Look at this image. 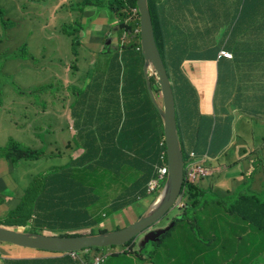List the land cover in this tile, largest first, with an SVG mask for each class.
Segmentation results:
<instances>
[{"label": "rangeland", "instance_id": "obj_1", "mask_svg": "<svg viewBox=\"0 0 264 264\" xmlns=\"http://www.w3.org/2000/svg\"><path fill=\"white\" fill-rule=\"evenodd\" d=\"M79 1L14 0L13 2V0H0V9L2 8L4 17L7 19L5 24L0 19V146L8 144L10 140H17L26 147H39L45 152V155L40 157L41 159H37L38 161L21 160L20 165L16 164L12 172L6 169L8 161L4 158L0 159V169H4L6 175L2 181L0 180V188L2 185L5 186L0 190V197L4 199V203H0V225L2 226H7L3 223H8L2 221L3 216L12 208L19 194L22 193V189L29 184L32 178L36 177L38 181H43L42 174L46 170L66 164L68 159L73 156L72 152L75 150L69 149L66 143L67 140L70 141V134L73 131L71 128L70 132L68 127L70 123L68 99H73L72 109L78 111L79 100L87 94V88L90 85H95L98 81L97 73L102 71L103 73L106 72L107 75L109 74L110 67L108 68V66L112 59L116 58V55L113 56L117 50L116 47L119 49L122 44L125 45L129 40V35L127 33L121 34L122 29L121 32L119 30V20L116 21L118 15L104 6L108 4V0H91L93 3L94 1L98 3L92 7H85ZM182 1L185 5L191 2V0ZM216 5L223 7L218 20L222 22L220 31L212 33L214 27L210 28L209 23L206 25H203L202 22L200 24L185 23L183 32L188 38L187 48L196 46L197 37L202 34H205L208 45H219L229 35L232 26L237 21L234 14L235 0H215L213 7ZM135 9L136 7L124 9V12L128 13V24L133 25L134 23ZM187 11L192 13L194 7H190ZM211 14L212 12H207L206 15V19L209 21ZM108 19L114 25H110L107 22ZM135 31H139V27ZM105 35L107 36L105 37ZM73 37L74 41L71 40ZM208 37L213 42H207ZM107 38L110 42L106 45L107 51L103 53L102 48ZM262 49L264 50V47ZM70 51L73 52V59L70 56ZM75 53L78 58H76ZM117 58L120 61L119 54ZM70 60L75 64L78 61L80 63L79 68L73 71L70 68L72 65H68L67 69L71 70L70 72H67L65 68L66 70L59 73L57 67L59 61L62 62L64 69L65 63ZM200 60L203 59L187 61ZM243 64L252 69V83L257 85L264 83V79L255 73V70L264 68V52L262 54L254 52L252 57L244 59ZM223 66L228 67V64L220 65L219 77L212 93L214 110L211 119L212 123H217L213 140L218 134H221L222 127L228 122H231V133L227 144L220 151H213L214 146H211L209 153L201 147L196 149V157L202 159L204 157L202 164L211 170L202 177L207 186L199 192L200 202L191 211H184V214H182V207L174 204L165 215L161 216L158 222L155 221L129 243L103 247L109 253L105 252L100 264H258L264 261V243H259L255 237V234L263 235V232L253 227L250 222L237 213L232 216L224 213V211H231L236 197L245 192L246 187H243L244 190L241 191L242 187L236 185L238 180L224 178L225 183L230 186L231 194H222L215 190L219 181L218 178L224 172L229 173V176L239 174L240 171L245 175L247 173L249 159L240 160L234 165H227L224 154L228 151H235L232 144L237 142L238 145L243 144L242 140L246 139L247 132L252 129L264 135V122L258 115L244 113L240 116L234 110V117L231 120L228 100L230 76L224 72ZM190 84L191 87L193 86V95L197 99V89L191 81ZM172 89L178 117L181 103L179 101L180 92L174 85H172ZM157 97L161 104L160 92ZM225 100H228L226 104H224ZM29 108L31 109L29 110ZM191 110L195 112V103L191 105ZM222 110H225L228 115L221 120L223 115L220 112ZM58 113L61 114V118ZM43 147L45 148L43 149ZM77 153L78 150L74 152V155ZM53 154L55 155L53 156ZM254 164L262 167V163L258 164L257 161ZM215 167H219V169H213ZM115 174L116 172L110 175ZM117 175V180L113 182L111 179L108 180L112 183L107 187L106 195L103 194L99 200L90 205L89 211L101 218V221L92 225L93 229L90 234L95 235L98 231L104 230L103 232H106L119 226L128 225L144 214L157 196L146 197L133 204L123 214V219L120 218V215L114 216L108 207L107 198L110 201L128 184L122 173H117ZM244 182L252 185V180H245ZM91 184L94 185V182ZM254 191L257 192L256 194L260 199H264V187ZM182 201L183 203L187 201L186 196L182 198ZM105 214L106 217H103L102 215ZM175 216L178 217L173 222ZM171 222L175 224L161 237L159 242L154 241L157 236L144 234L151 233V227L155 229ZM42 228L31 227L29 229V224L23 228L18 227L23 231L25 229V232L51 234L49 230L46 228L42 230ZM60 230L61 226H58L56 233ZM89 231L90 226H83L76 232L88 233ZM143 237L149 238L144 244H142ZM0 243L5 254L12 253L11 255H14L16 247H20L8 242ZM90 251L92 250L82 251L81 257L84 260L86 257L91 258ZM76 253L80 256V251H76ZM50 254L56 255L55 252H50Z\"/></svg>", "mask_w": 264, "mask_h": 264}, {"label": "trees", "instance_id": "obj_2", "mask_svg": "<svg viewBox=\"0 0 264 264\" xmlns=\"http://www.w3.org/2000/svg\"><path fill=\"white\" fill-rule=\"evenodd\" d=\"M197 2L199 1L191 0L189 4L185 5L182 0H147L155 44L166 69V73L171 81V88L172 85L175 86V88L180 92V98L184 97L183 93L186 91L185 93L187 94L184 97V100L188 97L190 98V95L187 88H185L183 84L188 85L189 83V87H191V84L189 78L184 73L183 68L181 70L180 66L184 60H188L193 57L187 56V49L184 43L188 41V38L183 32V26L188 22L196 23V21L201 18V13L197 9ZM79 3L83 4L85 7H92L98 4L97 2L93 3L90 0H80ZM109 3L110 5L108 7L111 6V8H109L110 11L112 10L111 12L118 14L116 21L119 20L120 32L122 29L121 34L127 33L129 35V40L125 45L122 44V47L119 49L116 47L117 50L115 55L117 56L119 54L120 60L118 61L114 59L117 61L118 68L116 75L112 76L113 74L110 73V66H108L109 74L105 77L108 81H106L107 85L98 83L90 85L87 88L89 92V100L86 106L87 108L83 107L82 111H80L81 106H79V110L77 112L73 110V113L77 115V118L75 117L73 121L75 134L72 137V142L74 147L81 148V151L74 155L75 157H71L69 162L66 164L55 166L46 170L42 174L43 181H38L36 177L32 178L29 181V184L22 189V193L19 194L15 204L12 205V208L3 216L2 221L8 222L3 223L4 225L10 227L14 225L15 227H23L26 224H29V229L31 227H43L42 230L46 228L52 234L58 235L79 234L76 231L79 230L80 227L90 226V231L88 233H92V225L101 221V218H88V192L99 190L108 185L109 179H111V181L117 180L119 163L129 159L133 155H136L127 164L121 166L120 168V173H122L127 180H132L131 183L128 182V184L123 188V191L129 192L132 196L117 199L115 203L118 204V207L113 210V212H116L121 210L124 205L132 204L140 198H143V196H146L145 191L147 182L156 176V172L161 165L162 160L166 161V148L163 140L162 121L156 108L152 104L142 72V62L144 59L142 52L140 51V33L139 31L135 32V29L139 27L138 9L136 11V18L133 25L127 23L128 13L124 12L126 7H136V0H109ZM246 5H248V0H238V6L241 8L236 11V15L239 14L237 22L240 26H243L242 21L244 17H242V15L246 14ZM190 7H194V11L192 13L187 11ZM218 8L219 6H217V8H213L214 12H216ZM163 10H166L172 15L169 20L170 25L161 26L160 11L163 12ZM202 12L205 13L207 11H205L202 7ZM119 13L123 14L120 15ZM254 16L255 15L253 14V17ZM119 17H121V21ZM215 18L217 20L216 14ZM0 19L3 24L7 21L1 9ZM214 20V14L212 13L209 21V24L211 25L210 28L214 27ZM256 21V23H258L257 25H248L252 27L248 34L259 39L257 34L261 32V28H264V11L259 15ZM173 25H177L176 27L181 25L182 27L179 30H175L173 32L174 35H167ZM240 26H236L235 30H239ZM239 34L240 33H237L236 35ZM165 36L166 39H164ZM71 40L74 41V37L71 38ZM177 42L180 43L178 44ZM207 42L213 41L210 37H208ZM222 42L226 44L227 39L224 38ZM236 44L240 45V43ZM250 44L251 51L257 54H262L264 52L262 49L264 47V41H261V39L252 41ZM235 49V45L233 44V54ZM229 52L231 53V51ZM246 55L247 53H245V56ZM243 61L236 63L238 69H233L232 73H228L230 76V84L231 82L236 83L237 80V85L239 82L243 83L238 87L236 86L237 88L228 91V100L233 93H235V89L236 93L243 91V103L237 101L236 97V102L229 101L230 115L232 117L231 120L234 117V115L231 114L233 109H236L238 112L244 111L246 113V109L248 108V104H245V91L248 89L246 88L244 90L246 87L244 82L248 81V84H254L251 82L252 69L250 66L244 65ZM197 72L199 75L200 70ZM151 77L152 76L149 78L152 84L151 88L156 97L160 91V87L156 79ZM109 82H111V84ZM206 85L210 88V79L206 81ZM263 92L264 90L259 93ZM228 100H225L224 103L226 104ZM250 101L254 102V98ZM79 104L81 105V103ZM92 107L93 109H91ZM176 108L177 107L175 106V112L177 111ZM222 111L223 117H221V120L224 116L228 115L225 110ZM175 114L177 115V112ZM140 115L151 116V118H149L151 123L148 129L153 135V142L148 141L145 146H143L142 150L133 154L131 152L133 148L131 146L126 148L125 144L120 140L118 135L125 132L126 135L130 136L138 132L141 128ZM175 117L177 118V116ZM202 118H209V122L202 130L197 129L195 138L192 139L188 135L180 132L179 124L175 119L177 136L182 152V146L188 144L187 148H190L186 157H188L190 150L195 152V149L198 147H201L204 151H208L210 146H215L220 151L229 140L231 122L226 123L221 129V134H218L213 140L215 135L214 130L215 127H217V123H212V119L209 116L203 115ZM125 130L131 131V133H127ZM11 141L12 140H10V143L6 144L7 147L6 145L0 146L2 149H0V158L6 159L8 164L12 167L16 164L20 165L21 160L33 161L45 155V152L39 147H26L17 141ZM13 145L15 146L13 147ZM21 146L23 148H21ZM194 146H196L195 149ZM5 150L7 152H5ZM31 156L34 158L32 159ZM103 162L104 164L102 165ZM112 163H114V166L111 165ZM109 168H114V170L118 172L112 176L110 175L111 172L109 171ZM91 182H94V185H92ZM4 187L5 186H2L1 189ZM199 192V188L196 187L195 184L188 186L187 191L184 192V196H186L187 201L185 203L182 201L181 205H177L174 202L172 206L175 204L178 207H182V214H184V211H191L192 208L200 202ZM94 196L95 199L98 198L97 194ZM2 202H4V199L0 197V203ZM231 211L239 214L243 219L250 222L253 227L264 233V199H260L257 194L252 193L240 195L233 203ZM178 216L173 217V222H175V219H177ZM174 224L175 223H173L165 232L161 233L155 241L159 242L161 237L166 234ZM58 226H61V230L56 233ZM103 231L104 230L96 233ZM131 240L133 239H130L126 243H129ZM102 248L103 247L93 246L88 249L99 250ZM68 252L71 253V251ZM68 255L71 257L69 253ZM49 259L50 258H36L35 260L42 264H50ZM27 260L29 259L7 257L3 258V263L1 264H23V261Z\"/></svg>", "mask_w": 264, "mask_h": 264}, {"label": "crops", "instance_id": "obj_3", "mask_svg": "<svg viewBox=\"0 0 264 264\" xmlns=\"http://www.w3.org/2000/svg\"><path fill=\"white\" fill-rule=\"evenodd\" d=\"M168 1H177V0H168ZM198 1L199 2H197L198 3L197 9L201 13V18L198 19V21H196V23L199 24L202 22L203 25L208 24L209 20L206 19V15H207V12H212L214 14V19H215L214 20V29H213L212 33L219 32L220 28L222 27V22L218 21V20L220 19V15H221L220 11L223 7L219 6L217 11L214 12L213 8H217V6H218V5H216L213 7V5H215V0H198ZM235 1H236V5L234 6V14L236 15V11L238 9H240L241 7L238 6V0H235ZM202 7L207 12L203 13ZM245 10H246V14L242 15V17H244L243 21H242L243 26H240L238 24V22L236 21L235 25L233 26L234 28H232L229 35H227V37H226V39H227L226 44L224 42H222L219 45H208L206 43L205 34H202L201 36L199 35L197 37V41H198L197 45L194 46L193 48H190V49L187 48L186 43L188 41L186 43H184L185 47L187 49V56L193 57V58L188 59V60L203 59L200 61H187V60H185L182 62L181 66H180L181 69L183 68L184 73L187 75L189 80L193 83V85L197 89V99H195L193 92H192V87H189V85L183 84L186 88L188 87L187 90L189 92L190 98L188 97L185 100H184V98H180L181 103H180V109H179V113H178L179 115L177 117L180 132L188 135L191 139L195 138L197 129L202 130L209 122V119L202 118V116L205 115V116L211 117L213 114L214 103H213V99H212V93H213V87H214L215 81L219 77L220 65L221 64H228V67L223 66L224 72L225 73H232L233 69H238L236 63L243 61V59H245L247 57L253 56L254 52L251 51L250 42L260 40V39H261V41H264V39H262V38H264V28H261V32L259 34H257V37L259 39L248 34V32L252 29V27H250L248 25H257L258 24V23H256L257 22L256 20L259 17V15L262 14L264 11V0H248V5H246ZM165 11H163V12L160 11V21H161V17H163L162 22H161V26L170 25L169 20L171 19V17H169V16L171 14L168 13L167 11L166 12ZM215 14H216L217 20L215 18ZM253 14L255 15L254 17H253ZM238 15L239 14L236 15L237 20H238ZM108 23L110 25H113L112 21L110 19H108ZM176 26L177 25H173L170 28V30L168 31L167 35L171 34V36H172V34L175 30H179L182 27L181 25L179 27H176ZM236 26H240V29L235 30ZM237 33H240V34L236 35ZM106 36L107 35H105V37ZM237 36H239V37H237ZM164 39H166V36ZM236 43H240V45H237ZM233 44L235 45V48H236L234 50V54L232 52ZM221 48H224L228 51H231L232 58L231 57L230 58H226V57L225 58L224 57L218 58L217 53H218L219 49H221ZM102 51H103V53H105L107 51V46L105 44H104V47L102 48ZM197 51H199V52H197ZM245 53H247L246 56H245ZM70 56L73 59L74 56H73V52H71V51H70ZM76 58H78V55L76 56ZM115 59L118 60L117 56ZM71 60L69 62L65 63L64 69H63L62 62L59 61V63L57 64L59 73H62L64 70H66L67 66L69 64L72 65L71 68H73V71L75 69L79 68L80 63L77 61V64H75L73 61L71 62ZM111 65L112 66H110V73L113 74L112 76H115L118 68H117V61H115L114 58H113V61L111 62ZM233 65H235V66L233 67ZM199 70H200V74L198 75L197 71H199ZM66 71L70 72L68 69ZM251 72H252V70H251ZM255 73L258 76H261L262 79H264V68L255 70ZM97 74H98V81L96 83L105 84L107 81L105 77L108 75L106 73H103L102 71H99ZM143 77H144V75H143ZM208 79L211 80V85H210V88L207 90L206 81ZM104 81H105V83H104ZM237 81H236V83L231 82L229 90L237 88L239 85L243 84V83L239 82L237 85ZM244 83L246 84V87L244 88V90L246 88L248 89L247 91H245V95H246L245 104H248L247 105L248 108L246 109V113L258 115L259 117L262 118V121L264 122V92L259 93L262 90H264V83H262L260 85H257V84H251L250 85V84H248V81L244 82ZM242 92L243 91L236 93V89H235V93H233V95L229 98V101L230 102L235 101V97H236L237 101L243 103ZM186 94L187 93H185L184 95L186 96ZM247 97H248V99H247ZM253 98H254V102L250 101ZM71 99L68 102L69 103L68 116L70 117V121H69L70 123H69L68 127L70 128V132H71V128L73 129V131L70 134V141L67 140L66 143H67V147L69 149L71 148L75 151L78 150V153H79L81 151V148H79V147L75 148L74 144L72 142V137L75 134L73 121H74L75 117L77 118V115L75 113H73V109H72L73 99H72V101H71ZM156 99H157V102L160 104L158 98H156ZM88 100H89V92L87 91V94L82 99L79 100V102L81 103V105H80L81 108L87 106ZM193 103H195V112H193L191 110V105ZM255 107H261V108H255ZM156 110H157V108H156ZM234 110H236V109H233L232 113H231L233 115H234V113H233ZM81 111H82V109H81ZM220 113H221V115H223V111H221ZM244 113H245L244 111H239L238 115L242 116V115H244ZM199 114H201L202 116H200ZM58 116H60V118H61L60 113H58ZM140 118H141V122H140L141 128L138 132H136L130 136L126 135L125 132L120 133L118 135L120 140L125 144L126 148H128L129 146H131L133 148V150L131 151L133 154L137 153L139 150H142L143 146H145V144L148 141L153 142V135L149 132V129H148V127L151 123L149 121V118H151V116L150 115H147V116L140 115ZM211 122H212V120H211ZM162 129H163V127H162ZM126 132L131 133V131H126ZM245 137H246V139L242 140L243 144L238 145V142L236 144L235 143L232 144V147L235 148V151L225 152L224 159L227 162L228 166L237 164L240 160L249 159V164L247 166V173L245 175V174H243L242 171H240L239 174H234L232 176H229V173L226 174L224 172L222 175H220L218 178L219 181L215 186V190L219 191L222 194H227V195L231 194L230 186H228L225 183L224 178H232L234 180H238L236 185H238V187H242L241 191L244 190L243 187H246V191L239 194L237 197H239L240 195H243V194H252V193L256 194L257 192L254 190H260V187H264V140H263L264 135L257 133L254 129H252V130H249L247 132ZM187 145L188 144L182 146L183 152L184 151L187 152L190 149V148H187ZM194 149H195V146H194ZM210 150H211V146L209 147V150L207 151V153H209ZM75 151L72 152V154H73V156H71L72 158L75 157L74 156ZM213 151L216 152L219 150L214 146ZM201 153H203V152H201ZM195 154H197L196 149H195ZM67 155L69 156V153ZM135 156L136 155H133L129 159H126L123 162L119 163V168H118L119 173L121 172V169H120L121 166L127 164ZM0 159H2V158H0ZM203 159H204V157H203ZM203 159L197 158V160L200 163H202ZM256 161L258 164L262 163L261 168L258 166L255 167L254 163ZM68 162H69V159H68ZM103 164H104V162L102 163V165ZM111 165L114 166V163H112ZM30 167H31V165H30ZM13 168L14 167L10 166V164H8V162L6 163L7 171L10 170V172H12ZM215 169H219V167H215ZM109 171L111 172L110 174L118 172V171H115L114 168H109ZM5 176L6 175L4 174V169H0V180L2 181ZM245 180H252V185H251V183L244 182ZM112 182H109L108 185L102 187L99 190L88 192V197H87V201H88V205H89V209L87 211L88 218H90V219L100 218L99 216L94 215L92 212L89 211L90 205L94 201L99 200L103 194L106 195L105 194L106 189L109 186V184ZM128 182L131 183L132 180H127V183ZM14 184H15V182H14ZM205 186H207V185H206V182L204 180H201L196 185V187L199 188L200 192L203 190V188ZM252 189H254V190H252ZM16 193H17V191H16ZM95 194L98 195V198H96V199L94 196ZM145 194H147V195L145 197L143 196V198L150 197V195L146 191H145ZM127 196H132V195H130L129 192H124L123 189H121L110 201L107 198V201L109 202L108 207L110 208V210L113 212V210L117 209L118 204L115 203V201L117 199H121V198H124ZM10 197H12V196H10ZM237 197H236V199H237ZM143 198H140L139 200H141ZM236 199H235V201H236ZM139 200H137L136 202H138ZM136 202L129 204V205H124L121 210L113 212V215L114 216L120 215L121 216L120 218L123 219V214L125 212H127L128 208L131 207ZM2 203H4V202H2ZM119 205H121V204H119ZM224 213L228 214L229 216H232L234 214L232 211H224ZM102 216L106 217V214L102 215ZM20 227H22V226H20ZM118 228H121V227L119 226ZM118 228H116V229H118ZM255 237L259 243H264V233H263V235L255 234ZM1 245L2 244L0 243V249H1V251H0V257H1L0 264L3 263V258H7V257L22 258V259L28 258L29 260L23 261V264H42L40 262H37L35 260L36 258H50L49 259L50 264H90L92 261V257L91 258L86 257L85 260L82 259L81 256L79 258H72L66 252H55L56 255L53 256L50 254V251L33 249V248L22 247V246L16 247L17 249H16L14 255H11L12 253L11 254H7V253L5 254L3 249L1 248ZM12 245H14V244H12ZM16 246H18V245H16ZM100 250L108 251L107 249H100ZM93 252L94 251H90L91 256L93 255ZM258 264H264V261L261 263H258Z\"/></svg>", "mask_w": 264, "mask_h": 264}, {"label": "water", "instance_id": "obj_4", "mask_svg": "<svg viewBox=\"0 0 264 264\" xmlns=\"http://www.w3.org/2000/svg\"><path fill=\"white\" fill-rule=\"evenodd\" d=\"M136 7L139 15L140 48L144 59L142 71L148 94L162 121L163 140L166 148L167 175L158 198L138 219L115 230L99 232L95 235L90 233L58 235L25 232V230L18 229V227L0 225V242L58 252L76 251L93 246L107 247L124 244L165 215L179 195L183 182V153L176 131L175 103L171 81L155 44L147 0H136ZM109 42L110 40L107 38L104 44L107 45ZM150 76L156 79L160 87L161 104L155 99L150 84ZM155 202L156 204L152 207ZM172 224L173 222L150 229L151 233L144 234L157 236L158 238ZM143 238L142 244L149 239L147 237Z\"/></svg>", "mask_w": 264, "mask_h": 264}, {"label": "built area", "instance_id": "obj_5", "mask_svg": "<svg viewBox=\"0 0 264 264\" xmlns=\"http://www.w3.org/2000/svg\"><path fill=\"white\" fill-rule=\"evenodd\" d=\"M135 11H137V8L135 9ZM218 56L230 58L232 55L229 51L225 49H220L218 52ZM195 156H196L195 152L193 150H190L188 153V157L185 161V166L183 171V182H182V186L184 183V189H186L189 185L193 184L195 181L204 177L206 174H208L211 171L210 169L205 167L202 163H200ZM166 175H167L166 162L162 160V163L156 172V176L150 179L146 185V192L150 196L155 197L157 195L155 197V200L159 196L162 185L165 182ZM182 198L183 196L182 194H180V196H178L177 199L175 200V203L177 205H181ZM101 260H102V254L96 253L93 257V261L91 264H99ZM147 264H152V263H147Z\"/></svg>", "mask_w": 264, "mask_h": 264}, {"label": "bare ground", "instance_id": "obj_6", "mask_svg": "<svg viewBox=\"0 0 264 264\" xmlns=\"http://www.w3.org/2000/svg\"><path fill=\"white\" fill-rule=\"evenodd\" d=\"M10 1H11V0H10ZM25 1H26V0H25ZM65 1H66V0H65ZM90 1H91V0H90ZM92 1H93V0H92ZM98 1H99V0H98ZM127 1H129V0H127ZM4 2H6V1H4ZM8 2H9V1H8ZM13 2H14V0H13ZM20 2H21V1H20ZM20 2H18V4H19ZM94 2H95V1H94ZM111 2H112V1H111ZM104 3H107V2H104ZM127 3H128V2H127ZM7 4H8V3H7ZM89 4H90V3H89ZM108 4L110 5L109 0H108ZM108 4H106V5H104V6L108 7ZM159 4H160V2H159ZM173 4H174V3H173ZM0 5H1V4H0ZM8 5H9V4H8ZM19 5H20V4H19ZM64 5H65V4H64ZM157 5H158V4H157ZM3 6H4V3H3ZM20 6H21V5H20ZM25 6H26V5H25ZM164 6H165V5H164ZM15 7H16V6H15ZM161 7H162V6H161ZM165 7H166V6H165ZM13 8H14V7H13ZM20 8H21V7H20ZM108 8H111V6L108 7ZM178 8H179V7H178ZM1 9H2V8H1ZM105 9H106V8H105ZM169 9H170V8H169ZM176 9H177V8H176ZM109 10H110V9H109ZM160 10H161V9H160ZM185 10H186V9H185ZM111 11H112V10H111ZM117 11H118V10H117ZM163 11H164V10H163ZM179 11H180V10H179ZM122 12H123V11H122ZM165 12H166V11H165ZM109 13H111V12H109ZM130 13H131V12H130ZM1 14H2V13H1ZM119 14H120V13H119ZM121 14H123V13H121ZM121 14H120V15H121ZM125 14H126V13H125ZM165 14H166V13H165ZM165 14H164V15H165ZM109 15H110V14H109ZM114 15H115V14H114ZM117 15H118V14H117ZM157 15H158V14H157ZM166 15H167V14H166ZM166 15H165V16H166ZM178 15H179V14H178ZM184 15H185V14H184ZM127 16H128V15H127ZM158 16H159V15H158ZM167 16H168V15H167ZM167 16H166V17H167ZM107 17H108V16H107ZM122 17H123V16H122ZM166 17H165V18H166ZM169 17H171V15H170ZM119 18H120V21H121V17H119ZM162 18H163V17H161V22H162ZM176 19H178V18H176ZM128 20H129V19H128ZM132 20H133V19H132ZM72 21H73V20H72ZM124 21H125V19H124ZM158 21H159V20H158ZM107 22H108V21H107ZM161 22H160V23H161ZM199 24H200V23H199ZM66 25H67V24H66ZM113 25H114V24H113ZM118 25H119V24H118ZM230 25H231V24H230ZM72 26H73V24H72ZM119 26H120V25H119ZM233 26H234V25H233ZM233 26H232V27H233ZM66 27H67V26H66ZM115 27H116V26H115ZM75 28H76V27H75ZM233 28H234V27H233ZM67 29H68V28H67ZM67 29H66V30H67ZM76 29H78V28H76ZM102 30H103V28H102ZM105 30H106V29H105ZM108 30H109V29H108ZM75 31H77V30H75ZM117 31H118V30H117ZM124 31H125V29H124ZM131 31H132V30H131ZM68 32H69V30H68ZM71 32H72V31H71ZM115 32H116V31H115ZM135 32H137V31H135ZM173 35H174V34H173ZM127 36H128V35H127ZM113 38H114V36H113ZM119 40H120V39H119ZM172 41H173V39H172ZM137 42H138V41H137ZM183 42H184V41H183ZM117 43H118V42H117ZM121 43H122V42H121ZM165 43H166V42H165ZM177 43L179 44L180 42H177ZM178 44H177V45H178ZM186 44H187V43H186ZM177 45H176V46H177ZM189 45H190V44H189ZM124 47H125V46H124ZM188 47H189V46H188ZM136 48H137V47H136ZM189 49H190V48H189ZM140 51H141V50H140ZM193 51H194V50H193ZM97 52H98V51H97ZM197 52H199V51H197ZM100 55H101V53H100ZM114 55H115V54H113V56H114ZM224 58H225V57H224ZM114 59H115V58H114ZM116 60H117V59H116ZM137 60H138V59H137ZM140 60H141V59H140ZM141 62H142V61H141ZM142 64H143V62H142ZM233 64H234V63H233ZM69 65H70V64H69ZM73 66H74V65H73ZM109 66H111V65H109ZM138 66H139V65H138ZM71 67H72V66H71ZM71 67H70V68H71ZM74 68H75V67H74ZM72 69H73V68H72ZM90 69H92V68H90ZM70 71H71V70H70ZM32 73H34V72L32 71ZM86 73H87V72H86ZM245 73H246V72H245ZM75 74H76V73H75ZM90 74H91V73H90ZM9 75H10V74H9ZM9 75H8V76H9ZM70 75H71V74H70ZM81 75H82V74H81ZM79 76H80V75H79ZM79 76H78V77H79ZM84 76H85V75H84ZM70 77H71V76H70ZM151 78H152V77H151ZM13 80H14V79H13ZM70 80H71V79H70ZM76 80H77V79H76ZM90 80H91V78H90ZM78 81H79V80H78ZM65 82H66V81H65ZM81 82H82V81H81ZM83 82H84V79H83ZM107 82H108V81H107ZM104 83H105V81H104ZM109 83L111 84V82H109ZM2 84H4V83H2ZM5 84H6V83H5ZM70 84H71V83H70ZM105 84H106V83H105ZM150 84H151V82H150ZM71 85H72V84H71ZM106 85H107V84H106ZM151 85H152V84H151ZM188 85H189V83H188ZM189 86H190V85H189ZM192 87H193V86H192ZM104 88H106V87H104ZM107 88H109V87H107ZM185 88H186V87H185ZM187 88H188V87H187ZM208 89H209V88H208V86H207V90H208ZM182 90H183V89H182ZM107 91H108V90H107ZM177 91H178V90H177ZM223 91H224V90H223ZM185 92H186V91H185ZM185 92H184L183 94H185ZM29 93H30V92H29ZM176 93H177V92H176ZM176 93H175V94H176ZM181 93H182V91H181ZM184 96H185V95H184ZM235 96H236V95H235ZM183 98H184V97H183ZM53 101H54V100H53ZM53 101H52V102H53ZM71 101H72V99H71ZM179 101L181 102V99H180V98H179ZM68 102H69V99H68ZM73 103H74V102H73ZM79 103H80V102H79ZM25 104H26V103H25ZM33 104H34V102H33ZM152 104H153V103H152ZM224 104H225V103H224ZM9 105H10V104H9ZM62 105H63V104H62ZM71 105H72V104H71ZM76 105H77V104H76ZM78 105L80 106V104H78ZM22 106H23V105H22ZM63 106H64V105H63ZM35 107H36V106H35ZM72 108H73V107H72ZM76 108H77V107H76ZM196 108H197V107H196ZM30 109H31V108H29V110H30ZM74 109H75V108H74ZM80 109H82V108H80ZM91 109H93V107H92ZM153 109H154V108H153ZM80 111H81V110H80ZM153 111H154V110H153ZM35 112H36V110H35ZM75 112H77V111L75 110ZM87 112H88V109H87ZM96 112H97V110H96ZM154 112H155V111H154ZM176 112H177V111H176ZM176 112H175V113H176ZM53 113H54V112H53ZM123 113H124V112H123ZM129 113H130V111H129ZM187 113H188V112H187ZM118 114L120 115L119 112H118ZM126 114H127V113H126ZM31 115L34 116V114H31ZM31 115H30V117H31ZM199 115H201V114H199ZM122 116H123V115H122ZM175 116H177V115L175 114ZM204 116H205V115H204ZM193 117H194V116H193ZM197 117H198V116H197ZM125 118H126V117H125ZM125 118H124V119H125ZM185 118H186V117H185ZM48 119H49V118H48ZM124 119H123V120H124ZM175 119L177 120L176 117H175ZM208 119H209V118H208ZM33 120H34V119H33ZM176 120H175V121H176ZM210 120H211V119H210ZM49 121H50V120H49ZM183 121H184V120H183ZM25 122H26V121H25ZM46 122H48V121H46ZM51 122H52V121H51ZM177 122H178V121H177ZM36 123H37V122H36ZM36 123H35V124H36ZM186 123H187V122H186ZM26 124H27V123H26ZM51 124H52V123H51ZM8 126H9V124H8ZM42 127H44V126H42ZM46 128H47V127H46ZM50 129H51V128H50ZM42 130H43V129H42ZM27 133H28V132H27ZM60 133H61V132H60ZM23 134H25V133H23ZM58 134H59V133H58ZM24 137H25V136H24ZM10 139H13V138H10ZM72 139H73V138H72ZM30 140H31V139H30ZM14 141H15V140H14ZM14 141L12 140L11 142H14ZM16 141H17V140H16ZM21 142H22V141H21ZM28 142H29V140H28ZM30 142H31V141H30ZM32 142H33V141H32ZM35 142H36V141H35ZM9 143H10V142H9ZM19 143H20V142H19ZM22 143H23V142H22ZM42 143H43V142H42ZM43 144H44V143H43ZM50 144H51V143H50ZM32 145H33V144H32ZM59 145H60V144H59ZM14 146H15V145H13V147H14ZM25 146H26V145H25ZM27 146H28V145H27ZM43 146H44V145H43ZM6 147H7V145H6ZM47 147H48V146H47ZM2 148H4V147H2ZM21 148H23V147L21 146ZM0 149H1V148H0ZM28 149H29V148H28ZM28 149H27V150H28ZM43 149H44V148H43ZM46 149H47V148H46ZM57 149H59V148H57ZM1 150H2V149H1ZM1 150H0V151H1ZM6 150H7V149H6ZM6 150H5V152H7ZM32 150H33V149H32ZM37 151H39V150H37ZM8 152H9V151H8ZM33 152H34V151H33ZM50 152H51V151H50ZM35 153H36V151H35ZM3 154H4V153H3ZM29 154H30V153H29ZM38 154H39V153H38ZM4 155H5V154H4ZM54 155H55V154H53V156H54ZM25 156H26V155H25ZM25 156H24V158L26 159ZM32 156H33V155H32ZM32 156H31V157H32ZM36 156H38V155H36ZM36 156H35V157H36ZM48 156H50V155H48ZM53 156H52V157H53ZM31 157H30V158H31ZM46 157H47V156H46ZM50 157H51V156H50ZM33 158H34V157H32V159H33ZM44 158H45V157H44ZM44 158H43V160H44ZM40 159H41V158H40ZM45 159H47V158H45ZM38 160H39V159H38ZM38 160H36V161H38ZM50 160H51V159H50ZM59 160H60V158H59ZM59 160H58V161H59ZM31 161H32V160H31ZM45 161H46V160H45ZM55 161H56V160H55ZM58 161H57V162H58ZM52 162H53V161H52ZM31 163H32V162H31ZM38 163H39V162H38ZM27 164H28V163H27ZM30 165H31V164H30ZM34 165H35V164H34ZM36 165H37V164H36ZM36 165H35V166H36ZM27 166H28V165H27ZM35 168H36V167H35ZM44 168H45V167H44ZM38 169H39V168H38ZM86 193H87V192H86ZM146 195H147V194H146ZM155 204H156V202L152 205V207H153Z\"/></svg>", "mask_w": 264, "mask_h": 264}, {"label": "clouds", "instance_id": "obj_7", "mask_svg": "<svg viewBox=\"0 0 264 264\" xmlns=\"http://www.w3.org/2000/svg\"><path fill=\"white\" fill-rule=\"evenodd\" d=\"M221 49H224V48H221ZM220 50V49H219ZM226 50V49H225ZM228 51V50H227ZM219 52V51H218ZM217 57L218 58H222L223 56H218V53H217ZM231 58H232V56H231ZM188 152V151H187ZM187 152H182L183 153V171H184V166H185V161H186V159H187V157H186V154H187ZM196 157V156H195ZM166 162V161H165ZM201 180H203V178H200V179H198L197 181H195L193 184H195V185H197ZM193 184H191V185H193ZM190 186V185H189ZM163 187V186H162ZM188 188V187H187ZM187 188L186 189H184V183H183V186H181V191H180V193H179V195L178 196H180V194H182V196L183 197H185L184 196V192H186L187 191ZM177 196V197H178ZM177 199V198H176ZM175 199V200H176ZM155 200V199H154ZM153 200V201H154ZM175 202V201H174ZM115 230V229H114ZM133 239V238H132ZM125 244V243H124ZM112 246H114V245H112ZM88 248H90V247H88ZM88 248H83V249H80V250H76V251H80V256H81V252L82 251H89V250H92V251H94L93 252V255H92V261H93V257H94V255L96 254V253H101L102 254V260H103V258H104V254H105V252H109V251H103V250H94V249H88ZM103 249V248H102ZM76 251H71V253H70V255H71V257H73V258H79L80 256H78L77 255V253H76ZM66 253H68V252H66ZM82 258V257H81ZM83 259V258H82ZM101 260V261H102ZM92 261H91V263H92ZM101 261L99 262V264L101 263ZM90 263V264H91Z\"/></svg>", "mask_w": 264, "mask_h": 264}, {"label": "flooded vegetation", "instance_id": "obj_8", "mask_svg": "<svg viewBox=\"0 0 264 264\" xmlns=\"http://www.w3.org/2000/svg\"><path fill=\"white\" fill-rule=\"evenodd\" d=\"M159 92H160V91H159ZM156 98H158V97L156 96L155 99H156ZM156 100H157V99H156ZM146 209H147V206H146ZM156 222H158V221H156ZM150 229H153V227H151Z\"/></svg>", "mask_w": 264, "mask_h": 264}]
</instances>
